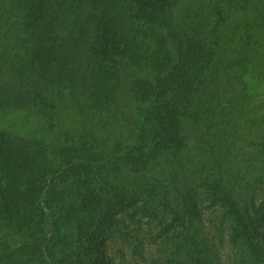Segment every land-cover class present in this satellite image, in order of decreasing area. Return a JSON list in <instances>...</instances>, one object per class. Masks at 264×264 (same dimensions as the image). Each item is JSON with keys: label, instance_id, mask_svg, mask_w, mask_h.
<instances>
[{"label": "trees", "instance_id": "16d2710c", "mask_svg": "<svg viewBox=\"0 0 264 264\" xmlns=\"http://www.w3.org/2000/svg\"><path fill=\"white\" fill-rule=\"evenodd\" d=\"M169 3L170 0H23L21 7H16L23 12L24 20L16 44L10 47L8 63L23 79H30L32 84L35 80L25 93L30 105L40 108L47 120L39 138L0 130V223L21 241L17 245L8 239L0 241V264H95L101 255L95 242L103 227L119 209L135 205L138 198L144 197L139 196L141 188L113 184V166L128 161L134 170L144 169L162 153L175 154L183 149L184 123L190 119L193 124L202 117L195 114L196 108H191L197 107L195 96L200 88L212 83L204 82V77L216 54L219 40L215 35L225 15L222 5L217 4L213 9L214 35L208 37L196 28L184 37L167 30ZM5 12L0 5V26ZM65 13L78 15L83 32H59L58 22ZM127 24L157 29L159 47L150 51L136 47L127 35ZM91 25L92 51L99 57L100 66L91 80L90 105L107 109L110 80L117 76L119 66L149 62L157 70L153 80L147 76L135 80V97L145 103L144 116L138 130L132 133L133 142L123 148L104 150L88 131L57 143L60 127L55 109L66 92L73 90L77 76L72 65L77 50L72 49L84 42V32ZM16 86L10 88L0 82V106L22 105L18 96H6L12 91L22 92ZM48 92L54 95L50 104L45 99ZM213 114L208 112L205 117ZM256 115L253 112V122L264 126V113L255 118ZM226 117L224 113L215 114L204 126L225 123ZM224 169L220 166L206 184L210 202L219 205L231 221L230 238L243 253L239 264H264V240L257 237L264 218V199L257 202L238 198L237 188L227 180L229 174ZM68 180L66 192L62 189ZM183 189L177 200L181 208L173 209L174 216L164 232L183 221L181 210H198L192 185L184 184Z\"/></svg>", "mask_w": 264, "mask_h": 264}, {"label": "rangeland", "instance_id": "374dc122", "mask_svg": "<svg viewBox=\"0 0 264 264\" xmlns=\"http://www.w3.org/2000/svg\"><path fill=\"white\" fill-rule=\"evenodd\" d=\"M22 2L0 1L6 10L0 26V82L10 88L17 84L15 89L22 90L6 95L18 96L22 105L0 106V130L39 138L47 117L36 105H30L25 93L35 80L32 84L30 79H23L8 63L10 47L21 34ZM217 4L223 7L225 22L216 31L217 51L204 77V82L212 83L200 88L195 96L197 107L191 108H196L195 114L202 117L193 124L190 119L184 123L186 138L180 152L162 153L144 169L134 170L128 161L113 166L112 183L141 188L143 193L139 196L144 197L138 198L135 205L119 209L103 227L95 242L101 254L95 264H239L243 257L241 246L230 238L231 221L219 205L210 202L206 184L214 171L223 166L229 174L227 180L237 188L238 198L257 202L264 199V126L253 122V112L264 113V73L257 71L264 72V0H170L167 30L185 37L198 28L211 37L215 33L213 9ZM58 26L64 35L74 29L82 31L75 13L61 14ZM126 26L129 39L139 49L159 47L157 29L146 24ZM84 33V42L72 49L77 50L72 63L77 74L75 86L55 109L60 127L57 143L88 131L104 150L123 148L133 142L132 133L138 130L144 116L145 103L135 97V80L145 76L153 80L157 70L149 62L119 66L117 76L110 80V104L107 109H96L90 105L91 80L100 66L99 57L92 51L94 26ZM73 40L70 37V45ZM52 95L48 92L47 104ZM208 112L224 113L225 123L204 126L215 116L205 117ZM70 181L62 190L69 191L65 186ZM184 184L192 185L198 210H181L183 221L164 232L174 216L173 209L181 208L177 200ZM11 233L0 223V241L8 239L12 245L19 244V236ZM257 237L264 240V218Z\"/></svg>", "mask_w": 264, "mask_h": 264}]
</instances>
